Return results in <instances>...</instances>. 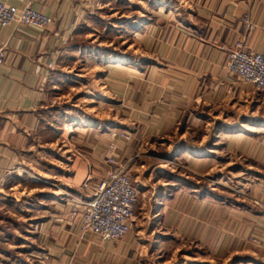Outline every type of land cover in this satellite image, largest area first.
I'll use <instances>...</instances> for the list:
<instances>
[{
	"label": "crops",
	"instance_id": "0c3cea01",
	"mask_svg": "<svg viewBox=\"0 0 264 264\" xmlns=\"http://www.w3.org/2000/svg\"><path fill=\"white\" fill-rule=\"evenodd\" d=\"M0 1L51 18L45 30L0 27V206L9 199L26 209L36 206L34 214L23 216L29 229L0 230V264H137L150 241L133 229L135 220L120 241H102L80 229L83 203L107 169L106 145L117 142V158L125 163L129 147L113 132L161 139L185 115L187 121H199L205 119L204 109L245 101L251 88L226 72V49L244 35L246 50L264 49V0H195L190 22L175 18L177 8H154L155 21L134 27L137 56L105 60L109 102L129 108L133 121L61 123L44 121L49 93L64 62L73 59L77 29L109 0ZM45 125L55 132L47 141L58 147L63 142L62 152L45 149ZM250 127L243 121L238 129H227L222 150L199 146L177 152L175 158L185 163L184 179L165 183L149 234L155 241L160 235L164 241L179 237L193 247L178 263L214 264L237 254L252 260L262 254L264 127ZM77 141L84 143L83 150H77Z\"/></svg>",
	"mask_w": 264,
	"mask_h": 264
},
{
	"label": "rangeland",
	"instance_id": "374dc122",
	"mask_svg": "<svg viewBox=\"0 0 264 264\" xmlns=\"http://www.w3.org/2000/svg\"><path fill=\"white\" fill-rule=\"evenodd\" d=\"M185 3L187 6L179 8ZM195 3V0H109L100 12L87 17V25L83 24L77 29V35L72 41L73 59L68 58L64 62V68L55 80L56 87L49 93L50 107L46 109L44 121L61 123L73 118L76 121H133L134 116L129 108L126 106L115 108L112 105L114 103L109 102L111 95L107 94L103 80L105 60L108 58L109 61L112 58L115 61L116 57L137 56L136 51L140 46L132 35L134 27L139 28L140 24L155 21L157 14L153 13L154 8L165 6L177 8L175 18L181 17L190 22L193 21ZM203 115L205 119L199 121L190 119L189 123L188 115L183 116L176 128L164 133L161 139L139 136L136 131L130 130L124 131L130 135L129 140L118 139L123 142L124 147L126 145L129 147L130 153L125 162L126 170L138 193V205L133 222L137 227L133 226V229L140 231L139 233L150 241L143 246L137 264H164L169 259H175L174 263L181 264L178 263V258L193 250V247L188 249L179 237L164 241L161 239L163 235H160L161 240L155 241V234H149L151 228L155 226L153 216L159 212L158 203L167 187L165 183H180L182 181L178 179H184L185 163L183 159L175 158L177 152L187 147L194 150V147L199 146L203 149L222 150L225 147L226 133L229 131L227 129H238L243 121L251 126V130L259 126L264 127V91L251 88L246 94L245 101L235 100L232 106L220 104L213 110L204 109ZM216 116L219 118H213ZM204 121L209 124L203 125ZM44 130L42 140L45 149L57 151L61 148L62 152L64 143L60 141V147L56 143L50 145L48 141L53 138L55 132L46 125ZM91 143L93 144V141ZM76 148L83 150L84 143L77 141ZM171 170L173 171L170 172ZM4 204L0 206V230L7 227L10 230L24 231L30 228L29 221L23 220V216L34 214L36 206L26 209L25 205L17 204L10 199ZM247 257L248 255L243 254L232 255L228 257L229 259H214V264H260L264 261V249L257 258L253 256L251 260Z\"/></svg>",
	"mask_w": 264,
	"mask_h": 264
},
{
	"label": "built area",
	"instance_id": "2783aa9c",
	"mask_svg": "<svg viewBox=\"0 0 264 264\" xmlns=\"http://www.w3.org/2000/svg\"><path fill=\"white\" fill-rule=\"evenodd\" d=\"M246 21V18H243ZM13 24L31 26L45 30L51 24L48 15L25 6L18 8L0 1V27ZM247 31L252 24L246 23ZM3 60V48L0 47V63ZM53 62L49 64L53 68ZM226 72L238 81L264 91V49L262 51L246 50L245 35L233 40L226 49ZM113 136L129 140L130 135L124 131L113 132ZM104 161L107 169L95 183L92 198L83 203L81 212V232L92 233L102 241H118L130 231L138 205V193L126 170V164L117 158V144L109 142ZM264 215V202L262 204Z\"/></svg>",
	"mask_w": 264,
	"mask_h": 264
},
{
	"label": "trees",
	"instance_id": "16d2710c",
	"mask_svg": "<svg viewBox=\"0 0 264 264\" xmlns=\"http://www.w3.org/2000/svg\"><path fill=\"white\" fill-rule=\"evenodd\" d=\"M20 239H16V242H18ZM22 264V263H21Z\"/></svg>",
	"mask_w": 264,
	"mask_h": 264
}]
</instances>
